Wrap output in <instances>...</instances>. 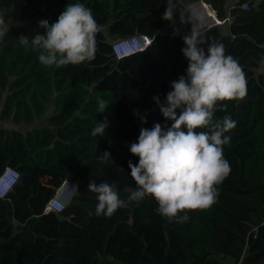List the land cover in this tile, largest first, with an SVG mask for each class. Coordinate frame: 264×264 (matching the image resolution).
Instances as JSON below:
<instances>
[{
    "label": "trees",
    "instance_id": "obj_1",
    "mask_svg": "<svg viewBox=\"0 0 264 264\" xmlns=\"http://www.w3.org/2000/svg\"><path fill=\"white\" fill-rule=\"evenodd\" d=\"M172 0L182 25L188 3ZM227 20L203 32L209 43L223 44L246 73L243 100L218 102L214 119L231 116L236 127L223 149L231 167L220 184L217 202L208 210L188 211L186 222H169L154 197L117 210L111 218L96 215L90 181L114 185L126 198L135 187L129 161L141 128L171 126L157 106L171 91L170 82L186 75L181 49L190 33L164 20L166 0H23L18 20L0 38V171L10 166L19 179L0 198V264H264V0H203ZM13 0H0V15ZM82 3L102 26L95 59L80 65L45 68L31 48L39 21H57L69 3ZM242 4L247 8L243 9ZM135 34L151 38L143 50L116 58L112 42ZM29 38L27 47L19 37ZM207 51L208 43L200 45ZM99 100L108 107L99 111ZM226 110H219L221 105ZM134 110H138L134 114ZM179 114V110H177ZM141 117L146 119L142 122ZM107 118L103 136H92ZM206 129H197L202 131ZM110 153V159L105 157ZM64 179L76 189L60 212L44 213L47 200ZM11 204L12 220L8 217ZM185 213H181L183 216ZM27 229H16L13 221Z\"/></svg>",
    "mask_w": 264,
    "mask_h": 264
},
{
    "label": "clouds",
    "instance_id": "obj_2",
    "mask_svg": "<svg viewBox=\"0 0 264 264\" xmlns=\"http://www.w3.org/2000/svg\"><path fill=\"white\" fill-rule=\"evenodd\" d=\"M163 19L175 20L172 0H166ZM260 0H256L258 8ZM181 22H186L182 17ZM189 34L182 37L181 49L188 60L186 75L170 82L171 91L161 101L154 96L164 118L171 126L155 123L151 129L141 128L138 142L132 143L130 152L139 157L138 164L129 161L130 176L135 187L126 186V198H121L114 185L90 181L88 190L96 194V215L111 218L122 208L140 203L152 196L158 204L156 211L169 222H186L188 211L210 209L219 195V185L230 175L231 167L223 149L231 137L225 133L236 127L229 115L214 119L218 102L243 100L247 95L246 73L239 62L226 55L223 44L209 43L202 24L192 23ZM45 34L31 39V48L45 68L80 65L95 59L97 35L102 31L90 8L82 3H69L56 22L39 21ZM6 25L0 15V38ZM27 47L29 38L19 37ZM208 43L207 51L200 45ZM99 111L108 107L99 100ZM179 110V114L177 112ZM219 110H226L221 105ZM138 110H134L137 114ZM142 122L146 119L141 117ZM107 118L98 122L92 136H103ZM197 129H206L197 131ZM110 159V153L105 152ZM181 213H185L181 216Z\"/></svg>",
    "mask_w": 264,
    "mask_h": 264
},
{
    "label": "built area",
    "instance_id": "obj_3",
    "mask_svg": "<svg viewBox=\"0 0 264 264\" xmlns=\"http://www.w3.org/2000/svg\"><path fill=\"white\" fill-rule=\"evenodd\" d=\"M241 7L243 9H246L247 5L242 4ZM188 8L193 14L195 20L198 23L202 24L204 27H210L228 19L226 17L224 20H220L217 17L216 11L213 9V7L210 4L205 3L203 0H195L188 3ZM207 9H210V11H207ZM209 13L210 15H208ZM150 41L151 38L145 34H135L130 37L114 40L112 42L111 47L115 57L121 58L137 51V49L139 50L146 47L147 45H149ZM263 57H264L263 55H260L259 61H261ZM259 64L261 65L262 63ZM261 67L262 70L264 64ZM18 179H19L18 171L10 166H5L0 171L1 199L6 198L7 193L10 191V189L17 182ZM67 181L69 180L64 179L61 182V184L56 188L54 194L47 200L43 210L44 213L60 212L69 203L67 186H66Z\"/></svg>",
    "mask_w": 264,
    "mask_h": 264
},
{
    "label": "rangeland",
    "instance_id": "obj_4",
    "mask_svg": "<svg viewBox=\"0 0 264 264\" xmlns=\"http://www.w3.org/2000/svg\"><path fill=\"white\" fill-rule=\"evenodd\" d=\"M22 2H23V0H13L12 8L7 10V11H5L4 14L2 15L3 19L5 21L6 27H8L12 22H15L16 20H18V10H19L20 6L22 5ZM190 14L193 16V14L191 13L190 9H188V10L186 9V12H185L184 16H182V18L186 21V20H188L190 18V16H191ZM178 22H179V18L176 19L172 23V25L173 26H177V27H183L185 22H183L181 26H180L181 23L178 24ZM259 63H262L261 65L259 64V69H261L262 68L261 66L264 64V57L261 59V61H259ZM66 186H67V192H68V200L70 201L71 196H72V194L74 193V191L76 189V186L70 180L67 181ZM222 262H223V264H233L232 261L227 260V259H223ZM113 264H122V263L114 261Z\"/></svg>",
    "mask_w": 264,
    "mask_h": 264
},
{
    "label": "water",
    "instance_id": "obj_5",
    "mask_svg": "<svg viewBox=\"0 0 264 264\" xmlns=\"http://www.w3.org/2000/svg\"><path fill=\"white\" fill-rule=\"evenodd\" d=\"M8 217L10 220H12V210H11V204L9 203V210H8ZM35 218L32 217L31 219L27 220L25 224H18L16 221H13L16 229H27L32 226V223L34 222Z\"/></svg>",
    "mask_w": 264,
    "mask_h": 264
},
{
    "label": "crops",
    "instance_id": "obj_6",
    "mask_svg": "<svg viewBox=\"0 0 264 264\" xmlns=\"http://www.w3.org/2000/svg\"><path fill=\"white\" fill-rule=\"evenodd\" d=\"M236 0H225V8L228 11L235 4ZM184 26V25H183Z\"/></svg>",
    "mask_w": 264,
    "mask_h": 264
},
{
    "label": "bare ground",
    "instance_id": "obj_7",
    "mask_svg": "<svg viewBox=\"0 0 264 264\" xmlns=\"http://www.w3.org/2000/svg\"><path fill=\"white\" fill-rule=\"evenodd\" d=\"M207 7H208V5H207ZM201 8H202V7H201ZM207 11H210V9H207ZM207 11H206V12H207ZM208 15H210V13H209ZM137 50H138V49H137Z\"/></svg>",
    "mask_w": 264,
    "mask_h": 264
}]
</instances>
